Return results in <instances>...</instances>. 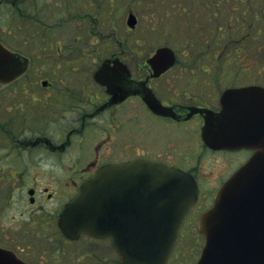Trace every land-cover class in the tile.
<instances>
[{
  "label": "flooded vegetation",
  "instance_id": "obj_1",
  "mask_svg": "<svg viewBox=\"0 0 264 264\" xmlns=\"http://www.w3.org/2000/svg\"><path fill=\"white\" fill-rule=\"evenodd\" d=\"M101 1L0 0V44L21 68L0 83V211L17 214H0L8 221L0 225V248L25 264H119L109 239L71 240L58 225L65 205L106 165L147 160L186 172L197 187L189 214L207 210L252 154L214 149L211 140L209 147L202 130L219 126L226 91L264 88L261 61L247 67L246 60L234 66L231 59L251 35L247 25L258 42L264 0H159L157 20L175 17L173 34H218L221 45L212 59L210 49L204 59L199 51L161 45L143 60L135 59L136 27L127 21L122 37L115 28L103 35ZM232 32L243 36L231 38ZM112 36L114 44H106ZM162 47L173 51V62L152 61ZM217 159L220 167L206 180L202 164ZM103 249L114 254L106 263Z\"/></svg>",
  "mask_w": 264,
  "mask_h": 264
},
{
  "label": "water",
  "instance_id": "obj_2",
  "mask_svg": "<svg viewBox=\"0 0 264 264\" xmlns=\"http://www.w3.org/2000/svg\"><path fill=\"white\" fill-rule=\"evenodd\" d=\"M135 24L130 14L127 26ZM157 60L173 62L174 55L160 48L152 58ZM13 61L0 45V83L21 73ZM236 97L239 101L233 104ZM222 103L219 126L211 132L209 126L203 128L204 142L210 147L211 140L214 149L246 147L254 153L201 215L198 232L204 245L196 264H264V89L228 90ZM248 118L249 129L244 126ZM231 141L235 145H225ZM196 194L192 177L180 170L146 160L105 166L65 206L59 227L70 239L81 234L110 238L120 264H166ZM0 264L24 263L0 249Z\"/></svg>",
  "mask_w": 264,
  "mask_h": 264
},
{
  "label": "rangeland",
  "instance_id": "obj_3",
  "mask_svg": "<svg viewBox=\"0 0 264 264\" xmlns=\"http://www.w3.org/2000/svg\"><path fill=\"white\" fill-rule=\"evenodd\" d=\"M158 1L159 0H102L100 4L101 10L98 12H100L99 19L102 20V23L104 24L103 35L106 36V34L110 33L115 28L117 29V32L114 36L117 37V39L119 37H122L121 33L123 28L125 27L127 14L129 11H131L138 19L133 38L136 60L145 59V57L149 53H151L156 47L161 45H167L170 48L175 49L178 53L182 51L185 54H190L199 51V53L204 56V59H207L206 55H208V51L210 49V59H212V49L214 47H217V44L218 46L221 45V42L219 40L220 36L218 34H213L210 37V33L207 34L208 32H206L205 35L203 34L199 36L191 33H187L184 35L178 34V36H176L175 33L173 34L174 30L172 29L173 27L177 28V26L175 25V17H169L165 20L161 19V21L157 20L158 17L161 18L163 16V5ZM169 1L170 0H168V2ZM172 2H174V0H172ZM152 16L154 17V19L152 18V20H150ZM186 16L191 17L190 14L184 15L183 17ZM230 22L231 24H233V20ZM256 22L258 23L260 29L257 35L258 42H256V37L253 33V29H251V27L247 25L246 30L248 28L249 30H247L246 33H250L251 35H247L246 45L245 43L240 42V44L235 47L242 49V51L240 54L236 55H233L232 53L231 59L233 60L232 65L234 66L242 65L240 64V61L246 60L247 62L245 66L247 67L251 66L252 61H261L264 82V11L261 15V18L258 17V20H256ZM111 28L113 29L110 30ZM232 28L234 27L232 26ZM114 36L110 37V40L108 41L104 39V42L108 45H111L112 43L114 44ZM239 36L241 37L243 35L240 34L238 35V37ZM238 37L236 36L235 32L231 33V38L237 39ZM190 44H192V48ZM215 57L216 59L218 58L217 56ZM234 61L237 63H235ZM252 73H254L253 70ZM232 75H234L233 72ZM240 76H244L243 72L240 73ZM204 163L206 162L204 161ZM202 167L203 168L201 170V173H204L206 180H210L211 177L207 173L209 172V170L211 172L214 169H218L220 165L217 159L216 162H209L206 165L202 164ZM202 212V209L196 207L188 214L182 230L180 231V239L174 246L168 264H195L198 260L201 249L204 245V237L198 233L197 229L198 219ZM14 213V210L0 211L1 216L4 218H9ZM0 221V225H2L1 228L8 225V221H2V218ZM103 243L109 245L108 241H103ZM101 253L104 257V263H106V259L109 260L111 257H114V254H110L104 249Z\"/></svg>",
  "mask_w": 264,
  "mask_h": 264
}]
</instances>
